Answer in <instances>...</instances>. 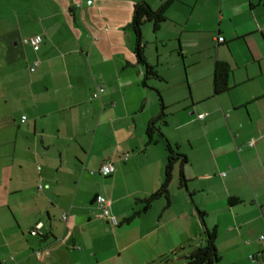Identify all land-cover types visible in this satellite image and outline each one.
<instances>
[{"label":"crops","instance_id":"obj_1","mask_svg":"<svg viewBox=\"0 0 264 264\" xmlns=\"http://www.w3.org/2000/svg\"><path fill=\"white\" fill-rule=\"evenodd\" d=\"M167 1L0 0V264L170 262L213 229L219 262L264 264V0H172L144 65L136 7Z\"/></svg>","mask_w":264,"mask_h":264},{"label":"trees","instance_id":"obj_2","mask_svg":"<svg viewBox=\"0 0 264 264\" xmlns=\"http://www.w3.org/2000/svg\"><path fill=\"white\" fill-rule=\"evenodd\" d=\"M172 3V0H169L165 3L163 8L159 11H154L148 4H140L136 7L135 15L131 27L136 34L137 37V56L138 60L144 64L146 63V57L144 53V47L141 44V28L144 22L150 21L155 23L154 30H159V25L165 21V9H167ZM148 68V75L156 76L155 72L151 67ZM229 67L226 64L218 63L215 69V90L216 94H220L228 90V77H229ZM160 117H165V114L162 112ZM155 122H153L148 128V137L149 143L153 142V133L156 130L154 126ZM168 157L165 167L164 181L155 193H153L150 197H148L144 202L146 204V209L150 207L155 201L160 198H166L169 200V186L172 181L173 171L175 162L184 158L183 155L179 154L177 150L171 146L167 145ZM203 215V214H201ZM216 231L215 229L208 231L207 233V245L200 246L193 250L185 259V264H217L220 261V257L217 253L216 245Z\"/></svg>","mask_w":264,"mask_h":264},{"label":"built area","instance_id":"obj_3","mask_svg":"<svg viewBox=\"0 0 264 264\" xmlns=\"http://www.w3.org/2000/svg\"><path fill=\"white\" fill-rule=\"evenodd\" d=\"M88 3L91 4L92 1H89ZM219 41L220 42H223L224 39L223 38H220ZM41 43H42V38L40 36H34V37L27 38V39L23 40V44L30 45L35 52H38L40 50ZM38 65H39V63L36 61L34 63V65L31 67L30 71L31 72H35L36 69H37V67H38ZM102 92H104V86L103 85H100L97 88V90L94 93V95H93L94 98H97ZM204 117H205V115H200L199 116L200 119H203ZM25 120H26V117H23V120L22 121L24 122ZM250 145H252V143ZM114 172H115V167L110 162L104 164L101 167V170H100V173L102 175H104V176L111 175ZM95 204H96L97 208L101 211L102 215L105 218H107L108 220H110L114 224L117 223L116 218L114 216H112V214H111V201L110 200H108L104 196H97L96 197V200H95ZM64 219H66V216H64ZM37 232H38L37 230L32 231V235H36ZM260 240L261 241H264V234L261 235Z\"/></svg>","mask_w":264,"mask_h":264},{"label":"rangeland","instance_id":"obj_4","mask_svg":"<svg viewBox=\"0 0 264 264\" xmlns=\"http://www.w3.org/2000/svg\"><path fill=\"white\" fill-rule=\"evenodd\" d=\"M200 239L201 238H198V240H200ZM203 245L205 247L207 245V241H205V243ZM195 249L196 248H192V246L188 245L185 250L184 249H180V250H178V253H176L175 255L171 256L170 259L172 261L170 260V262L167 259L160 258L156 262H150L148 264H185L186 263V259L185 258L191 253L190 250L193 251ZM217 264H224V263L221 261V262H218Z\"/></svg>","mask_w":264,"mask_h":264}]
</instances>
